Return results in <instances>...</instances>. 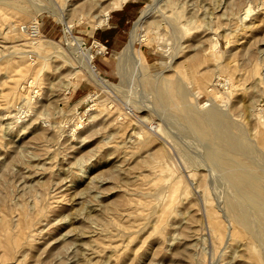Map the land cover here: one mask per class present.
Listing matches in <instances>:
<instances>
[{"label": "rangeland", "instance_id": "374dc122", "mask_svg": "<svg viewBox=\"0 0 264 264\" xmlns=\"http://www.w3.org/2000/svg\"><path fill=\"white\" fill-rule=\"evenodd\" d=\"M118 1L0 0V264H264L251 232L225 238L231 187L173 89L227 113L264 163V0H141L122 47L92 60L116 85L102 88L67 41L92 56L88 34ZM147 3L141 66L113 53ZM34 18L36 39L20 28Z\"/></svg>", "mask_w": 264, "mask_h": 264}, {"label": "bare ground", "instance_id": "6f19581e", "mask_svg": "<svg viewBox=\"0 0 264 264\" xmlns=\"http://www.w3.org/2000/svg\"><path fill=\"white\" fill-rule=\"evenodd\" d=\"M125 1L126 0H120L116 3L114 2L112 8L119 7ZM35 2L33 4H35ZM151 11H152V7L150 3H147L144 7L140 9L138 16L133 21L128 41L121 49V52L118 51L116 53H113V55H115L118 58H120L121 56L132 57L134 58L136 64L143 66L141 58L139 54L136 52L134 42L138 36L137 33L138 29L141 28V26H143L144 22L149 17ZM108 12L109 10H105L100 16L98 15L99 19L97 21V25L98 24L102 25L103 23L106 22ZM33 20H34L33 23H38V20L36 18H34ZM72 40H74L75 43ZM37 42H38L37 40H34V43ZM76 42H77V38H71L67 41V43L71 45V48L75 52L74 57L77 62V65L75 67L85 68L90 79L100 87L115 88L116 85L111 84V82H109L105 77H103L98 72L99 70H97L96 67L93 66L90 60L91 55L89 54L88 50L81 48L79 45H77L78 42L77 44ZM213 44L215 45L216 43L214 42ZM75 45H77V49L74 48ZM175 80L176 81H174L173 83L174 94L180 99L181 103L183 104V108L185 111L183 118L185 119L188 126L192 129L190 130L191 133L195 132L198 135L197 137H200L201 139L207 142V144L205 145L208 146L206 151V155H207L206 157H208L210 162H213L214 164L224 169L225 177L228 180L227 182H229V185L231 187L230 192L232 193L230 194V197L226 198V202H225L226 209L231 213L230 214L231 219H229L228 221L229 230L227 232L225 230L227 237H225V234L222 233L225 226L223 227V224L217 218L213 217L212 219V216L209 217V223L211 225L210 227L215 233H217L215 235L217 238L220 236L223 237L222 235H224L226 239L232 240L236 227L240 226L241 228L251 232L252 235L255 237V239L257 238L258 241L260 240L262 243H264V221H261L260 218H256L251 213V210L253 209L255 211L254 215L258 214L259 216L264 217V185H262V180H264V163H255V161L257 160L256 158L257 153L255 154L256 151L255 147L248 141L245 132L242 129L237 128L238 129L237 131L236 129H234L236 128L234 125L236 123L233 124V122L227 116V113L223 112L221 109L217 108L214 105H210L203 110L190 108L189 106L192 107V105H188L190 104L189 101L186 103L187 99L185 98L188 95H186L187 91L184 88L183 83L181 85V83L179 82L180 80L179 81H177V79ZM165 82H167L166 79H164V84H167ZM159 83L161 85V82ZM152 85H155V83ZM156 86L157 84L155 85V87ZM166 86L168 87V85ZM158 88L159 85L157 86L156 89L154 88L156 91L153 90L156 92L157 95L155 94V92H153V94L157 96L156 97L158 99V101H156L158 102L157 104L161 105L158 106L162 107L164 105V102L165 105L168 102L167 101L168 99L166 97V91L168 89L165 90L166 88L165 89L164 88L158 89ZM17 91L18 90H16V92ZM21 93L19 94L21 95ZM25 97L26 95L24 96V98ZM255 166L256 168H259L260 172L255 171L254 169ZM225 223H227V221ZM212 236L214 235L212 234ZM221 240L222 239H220V241ZM213 241L215 240L213 239ZM258 243L259 245L261 244L260 242Z\"/></svg>", "mask_w": 264, "mask_h": 264}, {"label": "crops", "instance_id": "0c3cea01", "mask_svg": "<svg viewBox=\"0 0 264 264\" xmlns=\"http://www.w3.org/2000/svg\"><path fill=\"white\" fill-rule=\"evenodd\" d=\"M141 0H126L119 7L108 12L106 22L95 27L88 34V40L104 43L108 49H119L127 39V29L138 13ZM103 63V58H99Z\"/></svg>", "mask_w": 264, "mask_h": 264}, {"label": "built area", "instance_id": "2783aa9c", "mask_svg": "<svg viewBox=\"0 0 264 264\" xmlns=\"http://www.w3.org/2000/svg\"><path fill=\"white\" fill-rule=\"evenodd\" d=\"M21 28H23L22 30L31 38H34L36 39L40 34H41V30H40V23H33V22H30V23H27L25 25H22ZM81 48L83 49H86L87 47L85 46V42L82 41L81 42V45H80ZM88 48L91 50L93 49V53H92V56H91V62L94 58V56H97V55H104L106 53H108V48L107 46L100 42V41H97V40H91Z\"/></svg>", "mask_w": 264, "mask_h": 264}]
</instances>
